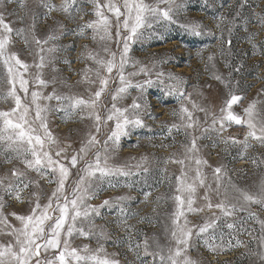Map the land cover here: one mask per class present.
Listing matches in <instances>:
<instances>
[{
  "label": "rangeland",
  "instance_id": "obj_1",
  "mask_svg": "<svg viewBox=\"0 0 264 264\" xmlns=\"http://www.w3.org/2000/svg\"><path fill=\"white\" fill-rule=\"evenodd\" d=\"M97 2L107 5L108 0H77L75 10L69 15L55 10L49 12L44 6L50 3L59 7L64 0H24V8L20 7L19 0H0V14H3L4 20L14 30L23 29L28 38V43H25L24 37L14 32L8 49L28 65L26 72L19 69L28 81L27 92L20 86L19 79L13 89L11 77L0 59V112L16 109L15 98L10 95L14 90L20 98L21 109L15 112L13 121L27 107L26 119L29 124L25 128L31 127L33 131L30 134H39L47 140L44 128L39 126L41 121L35 119L36 105L44 108L41 116L48 133L56 141L47 142L45 150L69 169L63 193L53 197L58 187V172L42 175L34 168H28L25 161L34 160L30 151L18 155L5 148L4 142L0 141V181L5 185L10 181L17 184V178L12 177L11 173L18 171L24 174L23 180L28 183L27 188L19 186L20 199L10 195L0 185L4 205L2 212L8 225L21 228V222L12 213L30 215L36 203L43 209L50 200L54 202V208L57 203L63 206L65 198L70 201L86 162L93 161L99 153L102 159L108 157L109 167L130 171L131 175H110L100 181L95 197L84 201L85 205L98 209L100 214H92L87 219L78 217L76 220L77 228H83L89 234L74 231L71 237H67L62 233L61 245L67 239L70 248H76L81 255L85 254V248L93 251L103 246L105 251L100 255L118 260L119 264H158L159 256L154 257L152 253L160 249L166 251L174 243L170 236L177 206L174 197L180 194L176 189L182 171L189 165L196 167L192 159H185L186 147L195 137L198 148L195 156L206 161L199 167L207 177L206 184L210 188L197 189L193 207H203L206 203L204 196L207 195L212 204L224 200L236 205V208L230 216H224L215 207L187 213L189 226L193 227L194 233L196 226L203 225L209 218H220L216 227L201 234L200 238L193 235L187 256L195 264H264V204L238 199L237 191L257 193L264 188V144L249 138V147L245 150L243 142L249 130L234 123L226 128L222 137H217L212 131L213 115L220 117L230 93L243 98L232 107V111L241 117H245L244 109L253 101L257 102L258 110L264 109V24L261 23L264 0H174L171 5L159 3L161 9L171 6L170 15L174 22L148 16L144 27L138 29L140 38L128 41L124 75L132 86L121 94L122 99L118 97L116 101L112 100L115 90L121 86L118 70L114 68L111 74L106 69L101 70V75L110 76L106 90L97 101L102 118L109 113L113 103L130 111L134 100L142 105L140 118L143 126H126L127 134L122 135L117 144L108 141L106 145L105 140L114 129V121L102 123L101 131L96 134L93 120L87 118L85 112L75 110L69 115L67 102L55 99L57 95L91 97L100 87L95 75V70L100 67L96 59L111 60V53H114L119 62L124 39L129 33L119 29L117 35L114 15L106 7L102 10L114 24L110 39L102 40L100 37L103 33L95 34L92 29L84 28L81 31L84 25L98 19L95 15ZM113 2L122 4L123 0ZM144 2L156 5L158 0ZM121 11L125 9L121 8ZM192 24L200 25V35H194L186 27ZM33 36L48 42L37 46L32 40ZM49 36L55 38L48 39ZM228 40L231 46L225 43ZM40 47H43V52ZM49 48L54 51L49 52ZM40 56L45 57L43 68L37 67ZM210 56L212 60H209ZM141 68L151 71L145 75ZM158 72L164 75L157 77ZM132 73L135 75H130ZM170 74L183 81L181 90L186 97L190 96V100L179 97L175 92L169 94V89L178 83L169 79ZM216 76L221 79H215ZM37 77L46 84L40 85ZM149 79L151 85L146 83ZM137 84L143 85V88H137ZM33 92L39 93L35 102L32 100ZM50 96L53 98L48 99ZM182 103L192 113V128L183 127L184 121L179 115H174L179 112ZM193 103L197 107L194 108ZM261 115H264V111H261ZM2 127L3 122L0 121V129ZM90 133L95 134L100 143L86 155L81 153L83 159L72 167L71 156L80 151ZM228 137H235L241 143L225 144L223 139ZM60 149H63L61 155L56 156ZM192 155L188 153L189 157ZM180 159L185 160L183 165L174 162ZM137 164H143V167L137 168ZM217 167L227 173L219 184L213 176V170ZM44 172L51 173V169H44ZM193 174L189 172V176ZM218 187L219 193L215 191ZM105 200L115 203L102 207ZM59 214L58 211H49L52 220L46 222V229ZM227 223H232L234 227L227 228ZM67 227L68 223L65 229ZM101 230L103 236L100 235ZM14 239L9 235V229L0 224V245ZM145 240L148 242L147 252L144 250ZM237 240L241 242L240 245L236 244ZM209 245L218 247L212 250ZM58 252L54 249L45 252L42 249L39 259L43 262L45 257L52 258ZM88 264L93 262L89 261Z\"/></svg>",
  "mask_w": 264,
  "mask_h": 264
},
{
  "label": "snow or ice",
  "instance_id": "obj_2",
  "mask_svg": "<svg viewBox=\"0 0 264 264\" xmlns=\"http://www.w3.org/2000/svg\"><path fill=\"white\" fill-rule=\"evenodd\" d=\"M77 0H64V3L57 7L54 4L45 3V7L51 11H61L71 15V12L74 11V6ZM159 3H165L171 5L174 3V0H158L156 5H151L145 3L144 0H123L122 4H117L113 0H108L107 5L96 3L95 15L98 17L96 21L89 22L84 25L81 29L84 28L92 29L93 33L101 35V39H110V30L114 26L113 21L105 15L103 8H107L108 12H112L114 15L115 26L118 28L117 35H119V29L127 30L129 33L123 43V51L119 58V62L116 61V56L114 53H111V60L96 59V63L100 66L95 70V75L97 81L100 84V87L95 91L91 97L84 98L78 96H55V99L58 101H66L68 114L71 115L73 111L79 110L80 112H85L86 117L93 120L95 133L98 134L101 131L102 123H107L108 121H114V129L110 132L105 140V145L108 141H112L113 144H117L122 135H126V126L135 125L143 126V120L140 118L142 105L135 100L133 101L131 111L129 108H119L116 103L112 104L109 113L105 117H101L98 111L97 101L100 100L102 93L106 90L109 84V77H104L101 75V70L106 69L108 74L113 72V69L118 70V76L120 81V87L115 90V94L112 95V100L116 101L117 98H123L122 93H126L127 89L132 86L131 81L128 80L124 75V65L127 62L126 57L129 52L128 41H132L134 38L139 39L137 35L138 29L144 27L146 17L151 16L155 17L157 20L164 19L167 21H172L170 13L172 12L171 6L165 9L159 7ZM19 5L21 8H24L26 5L24 0H19ZM121 8L125 11H121ZM124 17L121 20V17ZM174 22V21H172ZM261 23L264 24V17H261ZM151 27V23L148 24ZM34 27V25H33ZM194 35H200V25L192 24L186 26ZM230 31V30H229ZM17 36H23L25 43H28V38L24 35L23 29L14 30L11 24L7 23L3 14H0V59H2L4 66L7 68L9 77H11V82L13 84V89L15 87V82L17 79L20 81V86L27 92V83L28 81L23 78V73L19 69H23L25 72L28 70V65L23 63L19 56L8 51L9 46L13 40V33ZM140 35H143L142 33ZM55 37L49 36L48 39H54ZM32 40L37 46L46 44L48 41H41L36 37H32ZM228 46H231V41L228 40L225 42ZM107 51V49H105ZM40 51L43 52V47H40ZM49 52L54 51V49L49 48ZM95 59V57H93ZM213 57H209V60H212ZM45 63V57L40 56V63L37 65L39 68H43ZM238 70V69H237ZM141 72L145 75H148L151 71L147 68H141ZM130 75H135L132 73ZM164 75L162 72L157 73V77ZM85 78L87 79V73H85ZM215 79H221V77L216 76ZM40 85H45L46 82L37 77ZM169 79L178 81L177 84H174L169 89V94L171 95L175 92L179 97H185L190 100V96L186 97L185 93L181 90L183 81L178 77L169 75ZM147 84L151 85L152 81L149 79L146 81ZM137 88H143V85H135ZM264 91V90H262ZM15 98L16 109L12 112H0V121L3 122V127L0 129V141L4 142L5 148L10 149L11 151L16 152L18 155H24L27 152H31V155L34 157V160H26L28 168H34L36 171L44 174H52L58 172V177L56 183L58 187L56 192L53 193V197H57L58 193H63L65 187V181L69 175V169L65 167L62 163L57 160H54L50 155L49 151L45 150V144L47 142L56 143L51 137V134L47 131V125L44 122V118L41 116V113L45 111L44 108H41L39 104L36 105L35 119L41 121L40 127H43L45 132L44 135L47 137V140L41 137V135H32L30 134L33 129L31 127L25 128V125L29 124L26 119L28 108L24 107L20 112V115L16 116L15 122L12 117L15 115L17 110L21 109L20 98L15 95V91L10 92ZM39 98V93H32V100L35 102ZM52 99L53 97H47ZM243 98L236 94L230 93V99L226 102V106L221 109V115L219 118L213 115L212 121V131L215 132L217 137H222V133L226 130L227 127H230L232 123L237 126L247 127L248 134L244 139V149L246 150L249 145L247 140L249 138L259 141L261 144H264V115H261V111L264 109L258 110L257 102L253 101L249 104L247 108L244 109L245 117L235 114L232 111V107L235 104H238ZM193 107H197L193 103ZM201 111L205 109L200 108ZM174 115H179L180 119L184 121L182 125L185 128H192V113L187 107L181 104V108L178 113ZM218 125V127H217ZM173 127H180L178 125H173ZM171 131V129L169 130ZM208 131V129H205ZM223 142L225 144H238L241 143L235 137L224 138ZM100 141L97 140L95 134H89V137L86 143L81 147L80 151L71 156L70 164L72 167H75L79 160L83 159L81 153L86 155L88 151L95 145L99 144ZM63 149H60L56 152V156H60ZM198 151L196 138L193 137L189 146L186 147L185 159H192L196 167L189 165L184 171H182L181 176L178 177V187L177 192L180 193L174 197L176 201V210L173 213L172 225L170 231V236L172 237L174 243L167 248L160 249L157 253H152L155 257L159 256L158 264H195L189 256H187V250L190 247V241L192 240L193 235L195 234L198 238L201 237V234L206 233L209 229H214L219 221V217L209 218L203 225L196 226L195 233L193 227L189 226V221L187 220V213H196L202 212L207 209L218 208L223 212L224 216H230L235 210L236 205L231 203H226L224 200L212 204L208 196H204L206 201L203 207H193L196 199V191L200 187L210 188L206 184L207 177L203 174L200 169L201 164H205L206 161H202L199 158H196L195 153ZM188 153H192L191 157L188 156ZM243 158V157H241ZM108 157L105 156L103 159L101 155L97 153L93 161L86 162V166L83 169V175L77 181V186L74 188L73 198L69 201L65 198L63 206H60L58 203L53 207V201L50 200L49 204L46 205L43 209L39 203H36L35 208L32 210V214L16 215L12 213L17 220L22 224V227L19 229L12 228L11 225H8L7 218L3 215V197L0 196V224L5 225L9 229V235L14 236L15 239L13 242H8L3 245H0V264H33V259L35 258V264H80L81 261L84 264H88L89 261L93 264H119L118 260L109 259L107 255L101 256V253H104V248H100L89 251L87 248L84 249L85 254L81 255L76 248H70V244L67 239L63 241V246L61 245V234L64 233L67 237H71L74 231L80 232L82 235H88L89 233L84 232L83 228H77L76 220L78 217H83L85 219L89 218L92 214L99 215V211L96 208H93L89 205H85L84 201L86 199L94 198L96 195V190L99 186V182L102 181L105 177L110 175H131L130 171H125L121 168H111L107 163ZM183 165L185 163L184 159L174 161ZM137 168L143 167V164H137ZM44 169H51V173H45ZM144 171H147V168H144ZM193 172L192 176H189V172ZM99 173V175H97ZM23 173L18 171H13L11 173L12 177L17 178V184H12L11 181L5 185L3 181H0L5 191H8L10 195L14 196L16 199H20V188L22 185L23 188L28 187V183H25L23 180ZM213 176L215 177L216 182L219 184L223 181V178L227 176V173L223 171L221 167H217L213 170ZM102 190V189H101ZM219 193V187L215 189ZM239 192L238 199H242L246 202L260 203L264 204V188H261L257 193H245L237 189ZM122 199V198H121ZM226 199V194H225ZM115 203L114 201L105 200L102 207L112 206ZM39 210V211H37ZM58 211L59 216L53 221L52 224L45 227L46 222L52 220V216L49 215V211ZM123 213V209H121ZM183 222H181V218ZM68 223L67 229H65V224ZM92 221L89 220V224ZM226 227L232 229L234 225L232 223H227ZM91 231V229L89 230ZM50 233V235H49ZM101 236L104 235L103 230L100 233ZM42 241V243L40 242ZM237 245H240V241H236ZM62 246V250L61 249ZM139 247V245H137ZM212 250H216L218 246L209 245ZM45 252L49 249L59 250L58 255H54L52 258L45 257V260L42 262L39 257L41 255V250ZM144 250L148 251V242L144 241Z\"/></svg>",
  "mask_w": 264,
  "mask_h": 264
}]
</instances>
